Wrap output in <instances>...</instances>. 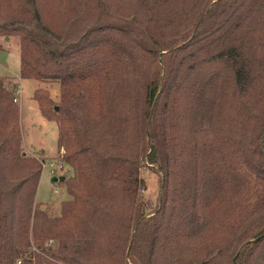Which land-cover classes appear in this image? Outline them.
<instances>
[{
  "label": "trees",
  "instance_id": "trees-1",
  "mask_svg": "<svg viewBox=\"0 0 264 264\" xmlns=\"http://www.w3.org/2000/svg\"><path fill=\"white\" fill-rule=\"evenodd\" d=\"M12 37L21 78L60 86L34 99L73 178L60 216L36 205L0 78V264H264V0H0Z\"/></svg>",
  "mask_w": 264,
  "mask_h": 264
},
{
  "label": "rangeland",
  "instance_id": "rangeland-1",
  "mask_svg": "<svg viewBox=\"0 0 264 264\" xmlns=\"http://www.w3.org/2000/svg\"><path fill=\"white\" fill-rule=\"evenodd\" d=\"M19 40L18 37H12L7 42L5 38H0V44L3 46L0 50V76L10 80L13 84H17L16 90L20 87L22 92L18 97V103L14 102L19 107L20 112L23 132L22 151L25 156L37 159L43 168L36 198L40 203L36 201V205L41 207L50 217H58L61 215V205L71 197L63 184L52 183L53 176L50 171L53 167L57 170L62 164L64 169L59 171L58 176H64L68 180L73 178V170L66 162H61L66 154V149L62 148L65 151L62 155V149L58 148V125L42 116L38 103L34 99V93L39 88L49 89L52 97L58 102L60 86L59 84L49 85L48 83L21 78ZM161 177L162 175L155 168H150L144 161L141 162L139 179L142 181V187L139 197L145 202L147 213L154 211L158 206L162 190ZM55 189H59L60 193L55 194ZM91 253L92 257L89 264L98 263V249L94 247ZM18 264L21 262L19 261Z\"/></svg>",
  "mask_w": 264,
  "mask_h": 264
},
{
  "label": "built area",
  "instance_id": "built-area-1",
  "mask_svg": "<svg viewBox=\"0 0 264 264\" xmlns=\"http://www.w3.org/2000/svg\"><path fill=\"white\" fill-rule=\"evenodd\" d=\"M17 92H16V95H15V98H14V102L15 103H18V97L22 94V92H21V89H20V87H18V89L16 90ZM64 153H65V151H64V149H62V155H64ZM63 157V156H62ZM61 157V158H62ZM61 162H64V159H62V161ZM46 166V165H45ZM51 166H54V165H51ZM59 169V170H58ZM58 169L56 170L54 167H53V169H51V171H50V173H51V175L53 176V177H58L59 178V171H62L63 169H64V166L61 164V165H59V167H58ZM54 193L55 194H59L60 193V191H59V189H55L54 190Z\"/></svg>",
  "mask_w": 264,
  "mask_h": 264
},
{
  "label": "water",
  "instance_id": "water-1",
  "mask_svg": "<svg viewBox=\"0 0 264 264\" xmlns=\"http://www.w3.org/2000/svg\"><path fill=\"white\" fill-rule=\"evenodd\" d=\"M66 180V178L64 176L62 177H53L52 178V183L54 184H58V183H61V182H64Z\"/></svg>",
  "mask_w": 264,
  "mask_h": 264
},
{
  "label": "crops",
  "instance_id": "crops-1",
  "mask_svg": "<svg viewBox=\"0 0 264 264\" xmlns=\"http://www.w3.org/2000/svg\"><path fill=\"white\" fill-rule=\"evenodd\" d=\"M6 41L9 42L10 39H6ZM0 78H4V77H3V76H0ZM70 199H71V198H70ZM70 199H69V200H70ZM36 200H37V199H36ZM69 200H66V201H69ZM37 202H39V201H37ZM39 203H40V202H39ZM41 204H42V203H41Z\"/></svg>",
  "mask_w": 264,
  "mask_h": 264
}]
</instances>
